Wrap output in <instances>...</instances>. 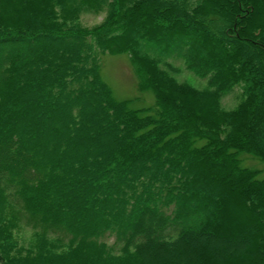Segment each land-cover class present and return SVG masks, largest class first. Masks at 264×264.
<instances>
[{
  "label": "trees",
  "instance_id": "16d2710c",
  "mask_svg": "<svg viewBox=\"0 0 264 264\" xmlns=\"http://www.w3.org/2000/svg\"><path fill=\"white\" fill-rule=\"evenodd\" d=\"M104 53L152 106L114 97ZM242 153L264 164V0H0V264H264Z\"/></svg>",
  "mask_w": 264,
  "mask_h": 264
},
{
  "label": "rangeland",
  "instance_id": "374dc122",
  "mask_svg": "<svg viewBox=\"0 0 264 264\" xmlns=\"http://www.w3.org/2000/svg\"><path fill=\"white\" fill-rule=\"evenodd\" d=\"M102 15L85 12L81 15L80 22L82 25L90 27L100 22ZM173 63V68L168 66L165 68L174 74L180 81H187L197 87H204L206 80L196 76L194 73L186 69L179 59L169 60ZM100 68L103 80L109 85L112 93L117 99H131L130 106L133 108L149 107L154 104V97L150 90L140 92L137 89V76L134 72L126 53L100 55ZM239 89L235 88L232 93L225 95L222 98V103L225 107L233 106L238 100ZM240 159L243 166L256 167L262 171L261 176H264V164L254 156L242 153ZM31 231L24 228L20 231L19 236L26 243L30 238ZM112 239H108L111 242Z\"/></svg>",
  "mask_w": 264,
  "mask_h": 264
}]
</instances>
